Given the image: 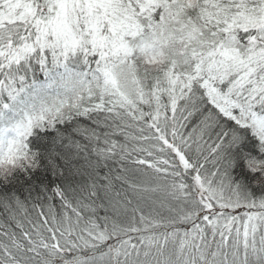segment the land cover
I'll list each match as a JSON object with an SVG mask.
<instances>
[{
	"label": "snow or ice",
	"instance_id": "1",
	"mask_svg": "<svg viewBox=\"0 0 264 264\" xmlns=\"http://www.w3.org/2000/svg\"><path fill=\"white\" fill-rule=\"evenodd\" d=\"M0 177V264H264V0H0Z\"/></svg>",
	"mask_w": 264,
	"mask_h": 264
},
{
	"label": "trees",
	"instance_id": "2",
	"mask_svg": "<svg viewBox=\"0 0 264 264\" xmlns=\"http://www.w3.org/2000/svg\"><path fill=\"white\" fill-rule=\"evenodd\" d=\"M246 172H247V169L243 165L242 161L240 162V165L236 169H234V175L236 176L237 179H245L246 180V175H245Z\"/></svg>",
	"mask_w": 264,
	"mask_h": 264
},
{
	"label": "clouds",
	"instance_id": "3",
	"mask_svg": "<svg viewBox=\"0 0 264 264\" xmlns=\"http://www.w3.org/2000/svg\"><path fill=\"white\" fill-rule=\"evenodd\" d=\"M257 170H259V169H257ZM0 179H3V177H0Z\"/></svg>",
	"mask_w": 264,
	"mask_h": 264
}]
</instances>
